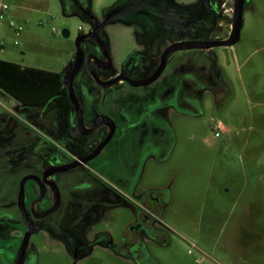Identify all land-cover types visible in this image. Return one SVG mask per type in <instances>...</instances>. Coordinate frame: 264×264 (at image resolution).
<instances>
[{
	"label": "rangeland",
	"instance_id": "1",
	"mask_svg": "<svg viewBox=\"0 0 264 264\" xmlns=\"http://www.w3.org/2000/svg\"><path fill=\"white\" fill-rule=\"evenodd\" d=\"M2 1L10 8L0 20V58L57 71L63 79L75 63L76 38L107 18L99 34L115 65L135 47L151 49L166 38L201 41L230 35L203 0L156 5L139 0ZM234 4L227 0L222 15L230 27ZM17 26H22L19 34ZM82 48L97 49L92 39H85ZM73 85L86 103L85 86L91 97L101 92L85 68ZM165 86L177 106L159 109L157 115L166 111L171 129L165 133L156 118L150 128L135 133L120 147L119 158L109 159L104 180L80 168L54 176L63 206L37 220L42 230L31 242L56 241V255L50 249L34 264H138L115 246L139 212L140 198L130 182L148 138L156 152L151 175L139 186L150 184L163 203L154 223L156 242L150 243L155 264H264V0H245L235 44L175 51L162 77L133 93L154 102V96L164 97ZM146 105L134 109L141 112ZM107 109L116 107L87 105L89 111ZM219 124L224 129L216 136ZM56 125L55 106H27L0 96V247L21 237L13 230L22 221L20 184L27 174H40L43 149L52 145ZM25 191L37 194L36 183L29 180ZM103 205L108 206L107 222L98 221ZM5 258L0 255V264Z\"/></svg>",
	"mask_w": 264,
	"mask_h": 264
},
{
	"label": "flooded vegetation",
	"instance_id": "2",
	"mask_svg": "<svg viewBox=\"0 0 264 264\" xmlns=\"http://www.w3.org/2000/svg\"><path fill=\"white\" fill-rule=\"evenodd\" d=\"M139 1L140 4L156 5L162 0ZM203 1L207 8L219 19V24L227 28L228 33L231 35L234 29L236 0H233L235 4L231 15V22L233 23L232 27L223 24V20L225 19L222 18V15L227 0H222L221 3L219 0ZM101 23H96L95 26ZM190 23H195V20H191ZM94 28L95 27H93V29ZM93 29H91V31ZM100 30L98 31L99 36ZM230 35L227 37L223 36L212 40L201 41L227 40ZM100 38L102 39L101 36ZM87 39H92L96 44L97 49L96 51L84 52L82 48L84 58L81 70L85 68L88 71L93 83L101 88V92L91 97L87 93L85 86L83 92L89 97V102L86 103L85 99L75 93L77 102V104H75L71 100L68 89L65 86L67 93L56 98V100L52 101L51 105L47 107L50 109L55 106L57 113L56 130L54 132L52 131L53 138L52 140H49V144L52 145L43 149L44 155L41 159H43L44 162L40 174L34 173L26 175L37 176V178H30L24 183V208L28 217L27 221L19 204L18 194V208L22 221L19 223L21 224V227H14L13 230L18 231L21 234V237L13 238V240H11L5 247H0V255L2 254L6 257L5 264H16L20 253V264H34L35 261H38L42 255H45L50 249H52L56 255V241H53L52 243L49 239H42L38 243L31 242L32 236L42 230V227L37 223V220L48 216L63 206L64 198L58 181L54 177L56 174L80 168L81 172L88 171L96 177V179L104 180V167L109 159L113 160L119 158L120 147L128 143V140L135 135V133L144 132L146 128H150L153 123H156V118H158L159 127L163 129L165 133L172 128V124L169 122V117L166 111H164L165 113L162 116L157 115L159 109H166L167 107L176 104L172 101L170 90L167 86H165L166 91L164 97L158 94L154 96V102H151V100L145 101L141 96H135L133 90L139 87L150 86L159 80L166 70L171 54L179 50H172L174 44L189 40L166 38L160 46L154 45L151 49L145 50L141 47H135L130 52H127L122 60L115 65L107 48L106 50L109 57L101 49L95 39ZM90 66L98 74L102 83L117 80L109 86H103V84L93 76ZM156 74L157 77L147 85L134 84L137 81L148 80ZM61 97L65 99L64 102H62ZM221 99L223 98L219 97L217 98V101ZM95 102L103 105L106 104L111 108L116 107V109L87 110L88 103ZM143 103H147V105L141 112L134 109L135 105ZM151 140V138H148L146 142L147 146L139 158L136 171L131 174L132 179L130 182V188L133 192L139 195V212L136 218L130 222L127 230L121 231L115 246L118 252L132 258L137 261L138 264L156 263V260L150 252V243L156 242L157 229L155 228L154 223L157 218V211L161 210L163 207V203L158 201L150 184L145 185L144 188L139 186L140 180H142L143 177H146L148 175L147 173L151 175L150 168L154 162L156 152V146ZM162 141L164 142V145L167 146V138L165 137ZM115 147L116 149H113ZM108 150H111L112 152L114 150L116 151L110 156L107 153ZM161 159L165 162L167 160V154L165 153L164 157ZM77 161L80 162L78 165L64 171L51 173L45 177V173L48 170H51L54 167H64ZM29 180L34 181L37 185L38 192L33 196L26 195L25 184ZM75 181V178L71 179L72 183H75ZM54 186L58 188V194L56 193ZM107 207L108 206H106L105 209V206L103 205L102 210L98 212V215L100 214L101 216L98 220L99 222L108 221L107 214H104L107 212ZM51 210L53 211L44 217H39L40 214ZM120 222L122 221L117 219V223L119 224ZM30 232V236L27 237V234ZM98 238L101 240L106 239L108 242L112 241L111 237L104 236L103 233L98 234Z\"/></svg>",
	"mask_w": 264,
	"mask_h": 264
},
{
	"label": "trees",
	"instance_id": "3",
	"mask_svg": "<svg viewBox=\"0 0 264 264\" xmlns=\"http://www.w3.org/2000/svg\"><path fill=\"white\" fill-rule=\"evenodd\" d=\"M65 93L67 89L59 72L0 58V96H11L27 106L47 108Z\"/></svg>",
	"mask_w": 264,
	"mask_h": 264
},
{
	"label": "water",
	"instance_id": "4",
	"mask_svg": "<svg viewBox=\"0 0 264 264\" xmlns=\"http://www.w3.org/2000/svg\"><path fill=\"white\" fill-rule=\"evenodd\" d=\"M245 0H236V4H235V15H234V29L232 31V34L230 35V37L227 40H214V41H184V42H180L177 44H174V46L172 47V50H181V49H191V48H204V49H209L215 46H230L235 44L238 39H239V33H240V27H241V17H242V8L244 5ZM110 18H107L104 22H102L101 24L95 26V28L88 32V33H83L80 34L77 38H76V47H77V54H76V58H75V63L74 66L72 68V70L68 73V75L65 77V79H63L65 86L68 89L69 95L71 100L77 104L76 102V95H75V91H74V79L76 77V75L78 74V72L81 70L82 65H83V58H84V52L82 50V46L81 43L82 41H84L87 38H93L95 39L98 44L100 45L101 49L107 54L108 56V52L106 50V46L103 42V40L100 38V36L98 35V31L104 27ZM65 35L68 34L67 31L64 32ZM109 57V56H108ZM90 70L93 74V76L102 83V81L99 79L98 74L95 72V70L90 66ZM157 77V74L148 79V80H143V81H137L134 84L135 85H147L149 83H151L155 78ZM117 80V79H116ZM116 80L113 81H109V82H104L102 83L103 86H109L111 84H113ZM78 106V105H77ZM85 161V160H84ZM80 162L77 161L73 164L64 166V167H54L51 170H48L45 173V177H47L48 175H50L51 173H56L58 171H64L67 169H70L71 167H74L76 165H78ZM30 178H37V176L34 175H28L26 177H24L22 184H21V189H20V193H19V204L23 210V214L24 217L26 219V221L28 220L27 214L25 212V208H24V183L26 180L30 179ZM56 193L58 194V188L56 186H54ZM53 210L40 214L39 217H44L45 215L49 214L50 212H52ZM31 234L28 233L27 237H29ZM26 237V240H27ZM25 240V242H26ZM21 262V253L19 258L17 259L16 264H20Z\"/></svg>",
	"mask_w": 264,
	"mask_h": 264
},
{
	"label": "built area",
	"instance_id": "5",
	"mask_svg": "<svg viewBox=\"0 0 264 264\" xmlns=\"http://www.w3.org/2000/svg\"><path fill=\"white\" fill-rule=\"evenodd\" d=\"M9 8H10V6L7 3H5L4 1H2L0 3V20L5 17V11L9 10ZM10 25L11 26H16L15 22H13V21L10 22ZM80 29H82V28H80ZM16 30H17V34H19V32L22 30V26H17ZM222 129H224L223 125L219 124L218 127H217L215 135L219 136L220 135V131Z\"/></svg>",
	"mask_w": 264,
	"mask_h": 264
}]
</instances>
